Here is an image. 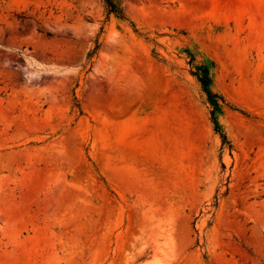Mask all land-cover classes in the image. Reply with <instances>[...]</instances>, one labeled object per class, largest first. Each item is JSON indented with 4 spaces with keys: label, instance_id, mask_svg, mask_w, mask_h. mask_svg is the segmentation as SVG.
<instances>
[{
    "label": "rangeland",
    "instance_id": "obj_1",
    "mask_svg": "<svg viewBox=\"0 0 264 264\" xmlns=\"http://www.w3.org/2000/svg\"><path fill=\"white\" fill-rule=\"evenodd\" d=\"M120 4L0 0V264H264V0Z\"/></svg>",
    "mask_w": 264,
    "mask_h": 264
},
{
    "label": "trees",
    "instance_id": "obj_2",
    "mask_svg": "<svg viewBox=\"0 0 264 264\" xmlns=\"http://www.w3.org/2000/svg\"><path fill=\"white\" fill-rule=\"evenodd\" d=\"M103 1H104V4L106 6V9H107V12L109 15L114 14L115 16H117L120 19L124 18L122 11H121L120 0H103ZM98 49H99V46H97L95 48V50L88 55L89 61L93 58V56L96 54ZM193 75L197 77L198 81L201 83V85H202L203 89L205 90V92L207 93L208 97L212 99L211 104H212L214 109L211 112V115H212L211 120L213 121V123L215 125V130L217 132H219L220 125L218 124V122L215 118V114H216V112H218V110H220L219 100H221V98L219 96H217L216 94H213L211 91L212 79L210 76V71H209L208 67L199 66L196 68V72ZM222 139H223V143H225L226 137L222 136Z\"/></svg>",
    "mask_w": 264,
    "mask_h": 264
}]
</instances>
